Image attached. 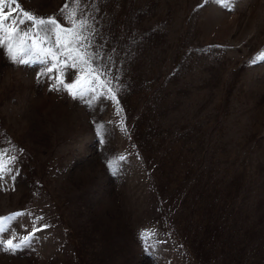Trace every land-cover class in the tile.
<instances>
[{
  "label": "rangeland",
  "instance_id": "1",
  "mask_svg": "<svg viewBox=\"0 0 264 264\" xmlns=\"http://www.w3.org/2000/svg\"><path fill=\"white\" fill-rule=\"evenodd\" d=\"M17 7L68 30L76 9L106 87L73 98L87 67L0 47V240L30 241L0 264H264V0Z\"/></svg>",
  "mask_w": 264,
  "mask_h": 264
},
{
  "label": "snow or ice",
  "instance_id": "2",
  "mask_svg": "<svg viewBox=\"0 0 264 264\" xmlns=\"http://www.w3.org/2000/svg\"><path fill=\"white\" fill-rule=\"evenodd\" d=\"M82 0H73L74 4L79 5ZM208 0H205L207 3ZM235 0H215V3L222 8L231 9ZM69 6L65 5V9ZM69 20L73 27L68 30L61 26L55 18H39L28 11L20 10L17 7V0H0V47H6L8 55L14 61L20 63L39 62L50 66L46 68L47 73L63 71L64 67L73 69L79 68L81 72L87 67L89 79L81 81L80 77H76L74 83H65L59 80L60 90L67 91L73 98L85 97L91 94V99L95 100L104 93L97 94V86L104 88L106 82H100V74L92 67L90 61L93 57L87 52V37L83 35L84 29L87 27V21L80 19V14L73 9L69 14ZM31 22L35 32L30 31L27 27L21 28L20 25H27ZM43 33V35H41ZM70 33V38L65 39ZM55 47H45L43 45L53 43ZM75 52V55H73ZM36 57V61L31 58L25 60L21 54ZM63 55L66 59L61 60ZM257 60H264V52H261ZM68 61H72L71 64ZM111 92V89H108ZM110 99L116 100L115 95H111ZM6 153L0 151V178L5 175H11L9 165L15 161V157L4 159ZM123 159V157H121ZM14 178V177H13ZM14 216L0 218V233L9 231L6 222L15 218ZM29 237L20 238L18 242L13 239L0 240V247L5 245L7 251L14 252L21 247L29 244Z\"/></svg>",
  "mask_w": 264,
  "mask_h": 264
}]
</instances>
